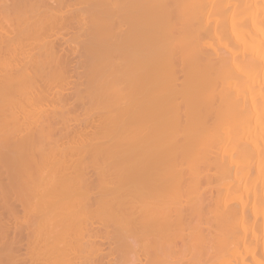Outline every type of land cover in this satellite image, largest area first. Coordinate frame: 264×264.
Masks as SVG:
<instances>
[{
  "label": "bare ground",
  "instance_id": "bare-ground-1",
  "mask_svg": "<svg viewBox=\"0 0 264 264\" xmlns=\"http://www.w3.org/2000/svg\"><path fill=\"white\" fill-rule=\"evenodd\" d=\"M13 1L30 7L25 0ZM79 1L95 30L84 32L86 82L77 89V101L85 99L82 104L89 107L83 124L95 123L93 131L80 124L58 129L55 110L67 115L71 108L59 106L60 93L48 92L49 104L57 105L47 114L34 98L37 103H29L36 108L22 110L27 93L43 92L45 99V88L35 87L47 77V64L34 54L33 37L30 44L21 38L24 24L18 23L25 12L13 10L9 17L0 9V202L19 201L24 210L33 203L31 213L40 217L38 223L32 216L38 223L33 238L50 241L49 247L46 242V248L31 250L37 257L33 264L46 252L43 264H83L85 250L68 240L91 246L87 255L99 263L114 248L103 252L101 243H91L97 238L141 244L149 264H264V0ZM31 14L40 29L42 15ZM59 16L49 12L46 20ZM4 21L15 24L11 31ZM45 45L53 49L50 40ZM59 60L53 66L61 67ZM56 73L53 78L60 79ZM62 116L60 121L71 125L73 117ZM95 116L98 120L88 122ZM91 169L99 189L84 176ZM93 214L101 230L88 223L77 234L75 222Z\"/></svg>",
  "mask_w": 264,
  "mask_h": 264
},
{
  "label": "rangeland",
  "instance_id": "rangeland-1",
  "mask_svg": "<svg viewBox=\"0 0 264 264\" xmlns=\"http://www.w3.org/2000/svg\"><path fill=\"white\" fill-rule=\"evenodd\" d=\"M4 1H6V2H4ZM11 1V2H10ZM29 3H28V2ZM43 1V2H42ZM45 1V2H44ZM48 0H25V3H26V8L28 7V6H34V8L32 7L31 8V10H32V12L34 11V13L35 14H39V15H42V17L40 18V19H43V21H44V25L42 26V27H44V26H46V28L44 27L43 28V31H41L42 30V27H40V29H39V26H38V24H35V18H36V16H35V18H32L34 15L33 14H31V10H29L30 9V7H28L26 10H27V13H26V10H25V6L24 7H21V6H23L22 4H17V2L16 1H13V0H9L8 2H7V0H0V9L2 8V10L4 9V11L7 13V14H9L8 16L9 17H12L13 16V14L11 15V13L13 12V10L14 11H22V12H25V14H26V16L24 17V18H22V20L21 21H19V26L20 25H22V24H24L23 26H24V29H25V31L23 32V36H21V38L22 39H24L23 41L25 42V43H27L28 42V44H30L31 46H32V48H33V44L32 43H34V54H36L37 56H39V59L40 60H43V62H44V64L46 65L47 64V66L46 67H48V69L45 67V69L43 70V72L45 73V75H47V77L46 78H43V80L44 81H48L47 83L46 82H44V81H40V84H39V81L37 82V84H39V87L38 88H36L35 87V89H38V91H39V89H43V88H45L44 90H42V91H44V94H46L45 95V99H44V95H43V92L42 91H39V92H42V94H41V96L40 97H42L41 98V101H40V99H38V96L37 95H40L39 93L38 94H33V96L31 95V94H29V93H27L26 95H28V97H26V98H24L23 99V102L22 103H19V104H21V108H22V110H23V107H26L23 111L24 112H26L28 109L29 110H31L32 111V109H33V107L34 108H36V107H44L45 106V111H44V113H46L47 114V112L49 113L50 111H52V106L51 105H57V104H53V101H51L50 103H51V105L49 104V98H46V97H48V95L49 94H58V93H60V96H62V98H61V100H63L64 102H63V104H62V102L60 101V102H58V103H60L59 104V106L60 105H64V104H69L70 103V105H69V107H71V108H69L70 110H69V112L70 113H68L67 115L65 114V113H67V112H64V111H59V110H55V114H56V112L58 113L57 114V117H58V119L60 118V120H62L61 119V117H63L62 116V114L63 115H65L66 117L68 116V117H70V118H72L73 117V119H71V125H66L65 123L67 122V121H56L58 124H61L60 126L58 125V129H60V131L62 130V132H65L66 131V127L65 126H67L68 128H73V126L74 127H76V125H79V128L80 129H87V130H91V131H93L94 129H95V123L92 125V126H86V124H83V121H85L86 119H85V116H87V109H89V107L88 106H86V105H88V103H86V104H82V103H85L84 101H85V99H83V101L81 102V100H82V98L80 99V102L79 101H77V98H78V100H79V95H77V89L78 88H80V89H82V87L83 86H85L84 84H85V78H84V76H85V69H86V67H84V66H86L85 64H86V62H85V57H84V55L86 54H84V53H81V52H85L84 51V44H85V41L84 40H87L88 39V35L87 34H84V32L85 31H87V33H89V31H91L90 33L91 34H93V32L95 31V30H93L92 28H90V26H89V23H90V19H91V17H88V16H90L88 13H86L87 12V8H86V5L85 4H83V3H81L79 0H70L69 2H68V0H49L48 2H47ZM56 1V2H55ZM75 1V2H74ZM77 1H78V3H77ZM13 2V5L11 4ZM16 2V3H15ZM35 2H37V4L35 3ZM52 2V3H51ZM63 2H66L65 3V5H64V3ZM74 2V3H73ZM5 3V4H4ZM9 4V9H10V11H9V9L6 11V8L5 7H7L8 6V4ZM31 3V4H30ZM70 3V4H69ZM76 3V4H75ZM80 3V4H79ZM2 4V5H1ZM17 4V6H18V8H16V7H14V9L12 8L14 5H16ZM44 4H46V6H43ZM49 6H48V5ZM51 4V5H50ZM6 5V6H5ZM10 5H11V7H10ZM25 5V4H24ZM41 5V6H40ZM57 5V6H56ZM80 5V6H79ZM2 6V7H1ZM5 6V7H4ZM35 6H38V7H36L35 8ZM57 7V10H55L54 9V7ZM39 7H41V9L39 8ZM45 7H46V9H45ZM47 7H49V8H47ZM51 7V8H50ZM53 7V8H52ZM55 7V8H56ZM80 8V9H78V8ZM82 7V8H81ZM21 8V10H19ZM75 8H77L76 10H75ZM86 8V9H85ZM16 9H18V10H16ZM37 9V10H36ZM42 9H44V10H42ZM49 9V11H47ZM68 9V10H67ZM74 9V10H73ZM66 10V11H65ZM72 12H71V11ZM28 11H30L29 12V14H28ZM40 11V12H39ZM42 11V12H41ZM37 12V13H36ZM39 12V13H38ZM47 12V16H45V13ZM49 12H51V13H53V12H57V13H59L60 14V16L59 17H57L56 19H55V17H53V18H51V19H55L56 21H52V20H50L49 18H47V20H46V17H48V15H49ZM65 12H67L71 17L73 16V18H71V17H69V16H67L66 17V15H68L67 13H65ZM76 12V13H75ZM84 12V13H83ZM43 13V14H42ZM70 13H72V15L70 14ZM73 13H75V14H73ZM7 14H6V18H7ZM15 14V13H14ZM27 14H28V17H27ZM81 14H82V17H81ZM18 15H19V12H18ZM44 15V16H43ZM76 15V16H75ZM80 15V18H78V16ZM30 16H31V18H30ZM85 16V18H86V22L84 21L85 19H83V17ZM87 16V17H86ZM19 17V16H18ZM45 17V18H44ZM28 18H30V23L28 22ZM67 18V20L65 21V19ZM76 18H78V19H76ZM33 19H34V21H33ZM71 19V20H70ZM81 19V20H80ZM82 19H83V21H82ZM23 20H25V21H23ZM49 20V21H48ZM70 20V21H69ZM78 20V21H77ZM27 21V22H26ZM48 21V22H47ZM50 21H52V22H55L56 23V25H55V23H50ZM65 21V22H64ZM74 21V22H73ZM75 21H77V22H80L79 24L77 23V22H75ZM5 22V21H4ZM1 23V25L3 26V28L6 30V31H11L12 29H13V27L15 26V24L14 25H12L13 23H11V25H10V27L8 26L9 24H6V22L5 23ZM31 22H34V25H32V23ZM45 22H47V23H45ZM84 22V23H83ZM20 23H22V24H20ZM26 23V24H25ZM68 24V23H71V24H68V25H65V24ZM76 23H77V26H76ZM81 23H82V26H81ZM87 25H86V24ZM4 24H6L7 25V27H9V28H6V25H5V27H4ZM25 25H28V26H25ZM30 25H32V26H30ZM55 25V26H54ZM85 25V26H84ZM16 27H17V25H16ZM26 27V28H25ZM30 27L31 28H33V29H31V31H30ZM35 27L36 28H38L37 30H38V32L35 30ZM70 27V28H69ZM82 27V28H81ZM83 27H84V29H83ZM85 27H88V28H85ZM123 27V28H122ZM122 27H120L121 28V30L123 29H125V27L124 26H122ZM17 28H19V27H17ZM16 28V29H17ZM28 28H29V30H28ZM49 28V29H48ZM66 28V29H65ZM72 28V29H71ZM81 28V29H80ZM26 29H27V32H26ZM79 29V30H78ZM87 29H89V30H87ZM80 30H82V32H83V34H82V32L80 31ZM84 30V31H83ZM29 31H30V34H29V36H28V39H26L27 37H25V35H26V33L28 34L29 33ZM33 31H35L36 32V36L34 35L35 33H33ZM48 31V32H47ZM65 31V32H64ZM72 31V32H71ZM73 31H74V34H73ZM93 31V32H92ZM43 32V33H42ZM75 32H77V33H75ZM79 32V33H78ZM33 33V34H32ZM39 33V35L38 36H40V37H37V34ZM47 33V34H46ZM48 33H50L49 35H48ZM81 33V34H80ZM89 33V34H90ZM75 34L76 35H78V36H75ZM90 34V35H91ZM85 35V36H84ZM89 35V36H90ZM24 37V38H23ZM30 37L32 38H35V39H37V44H39L40 46L42 45V44H44V45H42L43 46V48L45 47V46H48V47H46V48H42L41 49V47L40 46H37V44H35V40L32 38V41L30 40ZM37 37V38H36ZM47 37H49V38H47ZM76 37H77V39H76ZM84 37V38H83ZM41 38H42V41H39V40H41ZM83 38V39H82ZM86 38V39H85ZM1 39H3V38H1ZM46 39V40H45ZM58 39V40H57ZM80 39V40H79ZM26 40H27V42H26ZM31 41L30 43H29V41ZM34 40V41H33ZM49 40H50V43H53V49H51L50 48V46L49 45H45V43H49ZM56 40H57V42H56ZM64 40H65V42H64ZM79 40V41H78ZM83 40V41H82ZM15 41V40H14ZM14 41H13V43H14ZM46 41H48V42H46ZM17 42V41H16ZM42 44H41V43ZM44 42V43H43ZM79 43V44H78ZM82 44V45H81ZM56 45V46H55ZM36 46V47H35ZM79 46V47H78ZM81 46V47H80ZM83 46V47H82ZM38 47V49H36ZM39 47H40V50H39ZM60 47V48H59ZM71 47V48H70ZM62 48V49H61ZM46 49H47V51H46ZM64 49V50H63ZM68 50V51H67ZM83 50V51H82ZM31 51V50H30ZM45 51V52H44ZM51 51L52 52H54V55L57 57L56 59L58 60V59H60L61 58V60H59V62L60 63H58V66H61V67H63V65H65V67L66 68H64L63 67V69L62 70H59L61 67H57V64L55 65V66H53V63L52 62H54V63H56V61L57 60H52V62H51V59H50V57H55L54 55L52 56V54L53 53H51ZM46 52L48 53H50V55H48L46 58V60H45V56H44V54H46ZM58 52V53H57ZM75 52H76V54H75ZM39 53L41 54V53H43L42 54V56L41 55H39ZM57 53V54H56ZM59 53H60V55H59ZM63 53V56L61 55ZM58 55H59V57L60 58H58ZM79 55V56H78ZM83 55V56H82ZM36 56V57H37ZM44 56V57H43ZM82 56V57H81ZM86 56V55H85ZM5 57V56H4ZM40 57H42V58H40ZM83 57H84V59H83ZM48 59H50V60H48ZM70 59V60H69ZM69 60V61H68ZM72 60V61H71ZM47 61V62H46ZM71 61V62H70ZM82 61V62H81ZM83 61H84V63H83ZM46 62V63H45ZM58 62V61H57ZM52 63V64H51ZM49 64V65H48ZM84 64V65H83ZM50 65L52 66V68L50 67ZM50 67V68H49ZM57 68V69H54V68ZM70 67V68H69ZM75 67V69H73ZM50 69H52L51 71H50ZM54 69V70H53ZM67 71H66V70ZM56 70H57V72H60L61 71V73H56ZM69 70V71H68ZM71 70V71H70ZM75 71V73L73 74L72 73V71ZM46 71H50L51 72V74H50V72H46ZM53 71H54V76H55V73L58 75V74H60L61 76H60V79H59V76H56V78H53V76H52V73H53ZM64 71L66 72V73H64ZM79 72V73H78ZM48 73V74H47ZM63 73V74H62ZM77 73H78V75H79V77H77L78 75H77ZM50 74V75H49ZM66 74V77L64 76ZM51 76V79H53V82L54 83H51V79H49L50 77L49 76ZM71 75V76H70ZM77 75V76H76ZM64 78V79H63ZM66 78V79H65ZM48 79V80H47ZM54 79H56V80H54ZM62 79V80H61ZM70 80V81H69ZM77 81V82H76ZM85 81V82H84ZM44 82V83H43ZM64 82V83H63ZM49 83H51L52 84V86H50V85H48ZM70 83V84H69ZM48 85V86H46V85ZM31 85V87H33L34 88V86H33V83H31L30 84ZM29 84L27 85L28 87L30 86ZM64 87H63V86ZM78 85V86H77ZM26 85L24 86L25 88H23V89H25L26 90V88H28ZM42 86H44V87H42ZM81 86V87H80ZM31 87H29L30 88V90H31ZM41 87V88H40ZM23 89H21V90H23ZM48 89V90H47ZM24 90V91H25ZM27 90H29V89H27ZM47 90V91H46ZM82 91V90H81ZM29 92V91H28ZM47 92V93H46ZM48 92H49V94H48ZM29 95L31 96V97H29ZM43 95V96H42ZM13 96V98H14V96L15 95H12ZM34 96H36V97H34ZM76 96V97H75ZM39 97V98H40ZM69 97V98H68ZM17 96H15V98H14V101H17ZM29 98V99H28ZM32 98H34V99H36V100H38L39 102H41V103H39V104H41V105H36V104H32L33 102L35 103L36 101H34V99H32ZM42 99L44 100V103H43V101H42ZM18 100H21L22 101V99L21 98H19ZM31 100H33V101H31ZM66 100V101H65ZM74 100V101H73ZM24 101H25V103H24ZM27 101V102H26ZM45 101H47L48 103H46ZM76 101V102H75ZM18 102V101H17ZM29 102H32V103H29ZM73 102H75V104L73 103ZM37 103V102H36ZM72 103H73V105H72ZM24 106H23V105ZM30 104H32L31 106H30ZM44 104V105H43ZM47 104H48V106H47ZM77 104V105H76ZM35 105H36V107H35ZM16 106V105H15ZM27 106H30V107H27ZM88 107V108H87ZM47 108V109H46ZM74 108V109H73ZM17 109H19V108H17ZM86 110V111H85ZM30 111V112H31ZM60 113H59V112ZM62 112H64V113H62ZM80 112V113H79ZM60 114H61V117H59L60 116ZM71 114V115H70ZM78 115H82V116H79L80 117V121L82 122H80L79 120V122L80 123H73V122H75V120H77V119H79V117H78ZM94 116V115H93ZM75 117H77V118H75ZM88 117H90L89 115H88ZM84 118V119H83ZM87 118V117H86ZM93 118H94V120H93ZM57 119V120H58ZM92 121H96V120H98V117L97 116H95V117H92V118H88V122H91V120ZM64 123V124H63ZM63 124V125H62ZM75 124V125H74ZM65 125V126H64ZM83 125V126H82ZM62 126H63V128H62ZM70 126V127H69ZM62 129H61V128ZM65 127V128H64ZM78 127V126H77ZM82 127V128H81ZM61 132V133H62ZM57 136H58V134H60L59 133V131H57V133H55ZM65 141V139L64 140H61V142H64ZM58 144H60V142H58ZM63 145H64V143H63ZM62 144H60V146H63ZM48 151V150H47ZM75 158H77L76 156H75ZM92 170V169H91ZM91 170H89V171H91ZM93 173V174H92ZM90 174V175H89ZM95 174V171L93 172V170H92V172H88V173H85L84 174V176H89L88 178H89V180L91 181V183H92V185L93 186H96V189L98 188L99 189V187L97 186V183H98V181L96 182V177H94L93 175ZM96 175V174H95ZM92 178H94V180L92 179ZM215 184H212L211 186H214ZM94 188V187H93ZM215 190H213V196H214V194H215V192H214ZM210 195H211V193H210ZM211 197V196H210ZM231 202H233V201H231ZM1 203V202H0ZM2 204H4V202H2L1 203V205H0V227L2 228V230L0 229V259L2 260H0V264H11V263H13V264H33L34 262H35V258H37V257H34V255L36 256V254H34L33 255V251H34V249H35V252H37L38 251V249H37V247H39V249L41 248V249H44V248H46V247H49V245H48V243L50 242V241H43V240H36L35 241V239L33 238L34 236V234L37 232V230H36V228L34 229V226H38V223H39V220H40V217H38V215L36 216V215H34V214H32L31 213V211H33V208H31V207H33V203L31 202V205H29V206H26L27 208H28V210H27V208H26V210H24L23 208H25L24 206H25V204H23L22 203V205H21V203H19V201L18 202H13V203H10V202H7L6 204H4L3 206H2ZM8 204V205H7ZM11 204V205H10ZM30 204V203H29ZM7 205V206H6ZM14 205V206H13ZM24 205V206H23ZM2 206V207H1ZM9 206H10V209H9ZM13 206V207H12ZM23 206V207H22ZM8 207V208H7ZM92 209H93V207H91ZM90 208V209H91ZM7 209H8V212H7ZM30 210V211H29ZM23 211H26V213H27V216L25 215H23L24 214V212ZM5 214H4V213ZM15 212V213H14ZM10 214V215H9ZM14 214V215H13ZM32 214V215H31ZM38 214V213H37ZM94 215V214H93ZM92 215V218H91V215H89L88 216V218L87 217H83L81 220L79 219V220H77L76 222H75V224H76V226H77V228L76 229H79L78 230V232H77V230L75 231V232H77V234L78 233H80V232H84V230H85V228L87 227H84L85 226V224H88V227H90V228H93L94 227V229H99V230H101L100 229V224H99V222H100V220L99 219H97L96 218V215H94L93 216ZM12 216H14V217H12ZM16 216V217H15ZM32 216H33V218L36 216V217H38L37 218V221H38V223H35L36 222V220H35V224L32 222V220H33V218H32ZM40 216V215H39ZM25 217V218H24ZM31 217V218H30ZM36 217H35V219H36ZM15 218V219H14ZM85 218H87V219H85ZM11 219V220H10ZM93 219H95V220H93ZM96 219H97V221H96ZM23 220H25V222H23ZM87 220H90V222L89 221H87ZM34 221V220H33ZM85 221H87V223L85 222ZM3 222V223H2ZM5 222V223H4ZM26 222H28V224H26ZM92 222V223H91ZM23 223H25V225L23 224ZM95 223V224H94ZM21 224H23V225H21ZM33 224V225H32ZM99 224V225H98ZM28 225L30 226V228H31V230H32V232H31V230H30V228H28ZM84 225V226H83ZM3 226V227H2ZM23 227V229H25L26 228V230L27 229H29V231H27V233L25 232L26 230H22V227ZM26 226V227H25ZM33 226V227H32ZM20 227V228H19ZM87 227V228H88ZM97 227V228H96ZM80 228L82 229H84V230H80ZM18 229V230H17ZM33 229H34V231H33ZM74 229H75V227H74ZM24 231V233L22 232V231ZM7 231V232H6ZM80 231V232H79ZM18 232V233H17ZM31 232V233H30ZM74 232V234H76ZM30 233V234H29ZM27 234H29V236L27 235ZM74 234H72V235H69V236H74ZM20 235V236H19ZM24 235V236H23ZM3 236V237H2ZM5 236V237H4ZM22 236H23V238H22ZM32 237V238H30V239H27L28 237ZM77 236V235H76ZM33 239V240H32ZM77 239V238H76ZM75 239V240H76ZM29 242H28V241ZM84 240H86V238L84 239ZM101 242H100V241ZM68 241H70L72 244H73V246L77 249V250H80V249H78V248H81V246L83 247V249H81L80 251L82 252L83 250H85V251H83L82 253H83V255L86 257V259L88 260H86V259H84V256H83V258L81 257V261L83 262V264H94L95 262H96V260H97V263L96 264H105L106 263V261H108L106 264H149V261H148V256H147V253H146V249L144 248V247H142L141 246V244L139 245V246H133L131 243V246H130V244H129V242H130V239H125L124 241L125 242H127L126 244H125V248L124 247H121V246H123V245H121V244H119V243H124V241H119V242H113V243H115L116 245H117V247H116V245H114L113 243H111V241L110 242H108V244H107V242L105 241L104 242V240L102 239H98L97 238V240H96V242L94 241V242H91V243H94V244H98L99 243V246H100V243H101V247H102V250H103V252H106V253H108V250H109V246L110 247H113L112 249H113V254H111L112 256H107V257H105L104 256V258L103 259H105V260H102V261H99V263H98V259H94V260H91V257H90V255H87L91 250V246H87L88 244H81V243H83V242H80L79 243V240L77 241V242H75L74 240L73 241H71V240H68ZM81 241V240H80ZM103 241V242H102ZM2 242H3V244H2ZM6 242V243H5ZM31 242V243H30ZM33 242V243H32ZM36 242V243H35ZM46 242H47V244H46ZM11 243V244H10ZM28 243H30V245L28 244ZM37 244V243H39L37 246H35V244ZM43 243H45L46 244V247L44 246L45 244H43ZM111 243V244H110ZM4 244L6 245L7 244V247H5V248H3V246H4ZM50 244V243H49ZM16 245V247H14ZM39 245H41V246H39ZM119 245H121L120 247H119ZM32 246H34L33 248H31ZM60 246V245H59ZM2 247V248H1ZM14 247V248H13ZM31 248V249H30ZM117 248H120V249H118V250H116ZM123 248V249H122ZM126 248H129V249H126ZM10 249V250H9ZM33 249V251L31 252V250ZM133 249V250H132ZM135 249V250H134ZM6 250V251H5ZM37 250V251H36ZM3 251L5 252V254L3 253ZM13 251H15V252H13ZM135 251V252H134ZM7 253V254H6ZM32 253V254H31ZM86 253V254H85ZM2 254V255H1ZM5 256H4V255ZM9 254H10V256H9ZM13 254H14V256H13ZM49 253L48 252H46V255L44 256V258H46L45 260H47V255H48ZM12 255V256H11ZM40 256H42L43 254H39ZM87 255V256H86ZM133 256V257H132ZM9 257V258H8ZM13 257V258H12ZM13 260H12V259ZM16 258V259H15ZM34 258V259H33ZM44 258H42V259H38L39 260V263L40 264H43L42 262H43V259ZM94 258V257H93ZM127 258V259H126ZM188 258V256H184L183 257V259L182 260H185V259H187ZM11 259V261H8V260H10ZM30 261H29V260ZM33 259V260H32ZM16 260V261H15ZM80 260V259H79ZM89 260L91 261V262H89ZM84 261H85V263H84ZM92 261H95L94 263L92 262ZM38 262V261H37ZM87 262V263H86ZM147 262V263H146ZM38 263V264H39Z\"/></svg>",
  "mask_w": 264,
  "mask_h": 264
}]
</instances>
